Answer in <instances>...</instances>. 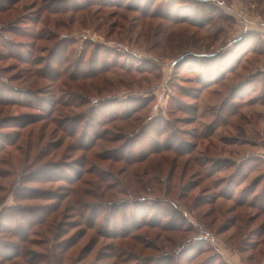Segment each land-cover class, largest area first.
I'll list each match as a JSON object with an SVG mask.
<instances>
[{"label": "rangeland", "instance_id": "rangeland-1", "mask_svg": "<svg viewBox=\"0 0 264 264\" xmlns=\"http://www.w3.org/2000/svg\"><path fill=\"white\" fill-rule=\"evenodd\" d=\"M185 4L195 8L180 10ZM0 5V171L9 173L0 177L1 244L33 250L49 264H74L90 241L79 264H264V94L257 82L237 89L262 66L256 52L240 66L230 52L242 49L234 40L243 32L256 31L259 14L264 19V0ZM222 63L229 64L226 76L213 84L221 73L205 74V66ZM169 146L178 155L165 151ZM43 149L47 155H38ZM150 149L162 152L130 169L150 170L141 197L130 199L138 185L116 161ZM26 152L32 167L24 171ZM164 156L174 160L172 176ZM87 170L97 175L85 176L94 178L85 192L99 174L104 181L87 200L125 203H103L91 216L67 211L70 181ZM196 200L211 205L197 207ZM175 205L176 226L192 231L169 230ZM189 239L203 243L178 255ZM60 245H73L66 257Z\"/></svg>", "mask_w": 264, "mask_h": 264}, {"label": "trees", "instance_id": "trees-1", "mask_svg": "<svg viewBox=\"0 0 264 264\" xmlns=\"http://www.w3.org/2000/svg\"><path fill=\"white\" fill-rule=\"evenodd\" d=\"M203 3L209 4L208 6L214 8V9L216 7V5L210 4V2H207V1L206 2L203 1ZM259 5H261L260 2H259V4L257 3V7ZM192 8H195V7L194 6H189L188 4H185L183 6V8H179V9L181 10V9H192ZM2 11H3V8L0 5V12H2ZM227 15L229 16V14H227ZM259 16H260V14H259ZM260 17H262V16H260ZM256 40H257V42H256L257 43V50H255V48L251 49V46L253 45V43ZM234 44L242 47V49H239L238 54L233 53L234 52L233 48H230V52H232V55H236L235 57L237 59L236 61H237V65L238 66H240L242 64V62H243L244 58L247 56V54H251V53L256 52L257 55H261V56L264 55V44L261 41V39L259 37V34L256 31H245V32H243L238 39L234 40ZM235 45H234V47H235ZM235 49H237V46H236ZM187 54H189V53H187ZM216 55H217L216 53L211 54L210 56H208L205 59V61L208 64L214 62L215 58L217 57ZM182 59H184L183 55L180 56L178 61H181ZM234 60H235V58H233L231 61H234ZM257 61H258V65H260L261 61H259L258 59H257ZM228 65H229L228 63H222L221 67H219V66L213 67V66H207L206 65L205 66V74L207 72H208V74H211V72L215 73V71H216V74H220L221 73V76L220 77L218 76L217 80L213 82V84L218 83L220 80H224V78L226 76V73H224V69H228L229 68ZM236 66L230 67V69H229L227 74L233 73L236 70ZM200 76H203V75L201 74ZM256 82H257V85L259 86V87L257 86V93H258L259 89H261L262 90V94H264V71H260V70H257V72L255 74H253L249 80H246L244 82L239 83L238 86H237V89L238 90H240V88H244L245 89V87H249L251 84L256 83ZM211 83L212 82H209L208 84H205V83L201 82V85L205 89V88H208L210 85H212ZM54 113H55V110H52L50 116L53 117ZM261 115L262 114L260 113V116ZM61 119L63 121L62 124H64V120L68 119V118L59 117V120H61ZM124 119L128 120V119H130V116H128L127 118H124ZM20 126H21L20 128H24L22 125H20ZM73 134L74 133L68 135L67 138H70V139L74 138L75 136H73ZM96 135L97 134H95V136ZM97 140H99V137H98ZM92 141H93V138H92ZM112 141H114V140H112ZM115 141H120V139L119 140H115ZM96 143H97V141H94V143L92 144V147H94L96 145ZM52 146L55 147L54 145H52ZM54 149H56L55 151H57L59 148H54ZM67 149L69 151H71V149H69L68 147H67ZM79 149L84 151V150H88L89 147H83V145L79 144ZM165 151H167L169 153L170 152L174 153V155H178V153H179L178 149L174 150V147H171V146L166 148ZM160 152H162V151H155L153 149H150V150L146 151L147 154L144 153V151L141 152V153H143V156H141V157H139L137 159L136 158H129V156H128L127 158H119L116 161L117 163H124L125 164L124 168L126 169V172L128 170L131 171V180L138 185L137 190L131 188L132 190L129 193V195L131 196L130 199H133L134 197L139 196V193H141V191H142V189H144L145 185L149 184V182H147V181L144 182L145 181L144 179H146L144 177L145 176L144 174L145 173L150 174V170L149 169L144 174L135 172V171L130 170V169L133 166H135V165L145 164L146 161L148 160L149 156H151L153 153L159 155ZM191 152H192V150H191ZM191 152L189 151V154ZM39 153L40 154H38V155H47L46 153H48V150L47 149H43ZM7 157L9 158L10 155H7ZM22 157L25 158L23 170L26 171L27 169H30L32 167L31 166L32 164L27 162V152L25 153V155H22ZM164 158H165V162L164 163H166V164L169 163V166H170V170H169L168 176H172L171 173L173 171V162H174V160L170 159L168 156H164ZM219 162L221 163V161H218L216 163H219ZM2 163L4 165H9V162L6 159H4V161H2ZM26 164H29V165H26ZM154 173L155 174H158V173L162 174L161 172L156 173L155 171L153 172V174ZM7 174H9V173L0 171V177L5 176ZM76 174H77L76 175V177H77L76 181L75 182L74 181H70V184H73V186L74 185L75 186L72 188L71 192L68 195L70 198L68 200V206L66 207L67 211H70V212H72L74 214H79L80 217H83L84 215H86V212L90 210V216H91L94 213V211H95L97 206H101V204H103V203L106 204V205H108L110 203L109 201H100V200L96 201L95 203H92L91 201L86 199V198H89L94 193L92 191L99 190L101 187H103V182L104 181H103V179H101L100 174H99V177L97 179V183L93 184L94 190H91L90 192H88V191L85 192V190H83V186L89 184V182L91 180H93L94 178H85V176L86 175H89V176L93 175V177H96L97 172L95 170H87V171H83V173L81 172V173H76ZM140 175H143V180L140 177ZM26 176H28V178H29L27 180L28 183L34 182L35 179H34V177H32V174L30 172H28L26 174ZM124 184L127 187H129V184H128V182L126 180L124 181ZM110 185H114V184H110ZM110 185H108V186L111 189L115 188V186H110ZM23 187H27V184H24ZM147 188H148V185H147ZM139 197H141V196H139ZM124 203L125 202H119V203L109 204V206L110 207L113 206L114 208H117L118 206H121ZM194 203H195V205H197V207H201L203 205H211L208 202H201V201L199 202L198 200H196ZM212 204H214V201H213ZM175 207L176 208H175L174 212H172V214L168 215L169 219L167 221H168L169 224H167V226L171 225V224H174V227L170 228L169 230H172V231L178 232V233H182V231L183 232L192 231V229H189L188 226H181V225L176 226L175 221L177 223H178V221H177V217L175 218L174 215H175V213L179 214V212H177L178 208H177L176 205H175ZM3 214H4V211H2L0 213V220H1L2 217H4ZM47 221H48V219H47ZM161 223H159V225H158L159 227L162 226ZM3 227H4V225H3ZM163 227H165V226H163ZM185 227H187V228H185ZM90 228H94V227L89 225V229ZM166 228H168V227H166ZM0 229H1V225H0ZM6 229L8 231L7 227H6ZM0 233H1V230H0ZM13 237L15 239H19L20 242H27L28 241L27 239H24V237H22L21 235L18 236V233L17 234L16 233L13 234ZM112 238H119V236L115 234V236L112 237ZM91 243H92V245L95 244V242L93 243L92 241H90V244H88L85 247V249L83 250V252L80 255H78V257L76 258L77 260L74 261V264H79L80 261H84L86 259L85 258V257H87L86 254H88L91 251V249H90L91 248ZM200 243H203V239H201V242H199L198 239L196 241L193 240V239H189L188 243L186 245H183V246H185L184 248L181 249L182 246L179 247L180 250L178 251V255L182 254L183 252H185L187 247L189 249H191V250H194L195 247L200 246ZM56 247H58L57 248L58 251H61L62 254H63V257H64L66 254H68L69 250L73 247V245L72 246H67V247H62L60 245V246H56ZM120 248L122 249L123 247L120 246ZM198 252H200V251H198ZM197 253L192 255V256H190L189 257V261H191V260L193 261V259L197 258V255H198ZM37 256L38 255L36 253H34L33 250H28L26 252H23V247H21L20 245L18 246V245H15L14 243H11V242L5 243L3 241H2V244H1V240H0V264H9V263L10 264H12V263L13 264H42V263L43 264H49V263H45L44 261H38L37 260ZM121 256H122V254L118 255L119 258H122ZM19 259L22 260V263H19V261H21ZM69 259H71V258H69ZM168 259L171 260L172 257H169ZM158 260H160V261H158L157 264H160V262H162V260L160 258ZM121 262L123 263L125 261L121 260ZM71 263L73 264L72 261L69 264H71ZM209 263H210V259L206 260V262L204 264H209Z\"/></svg>", "mask_w": 264, "mask_h": 264}, {"label": "crops", "instance_id": "crops-1", "mask_svg": "<svg viewBox=\"0 0 264 264\" xmlns=\"http://www.w3.org/2000/svg\"><path fill=\"white\" fill-rule=\"evenodd\" d=\"M255 29L257 31V33L259 34V37L261 39V41L264 44V19L260 16H257V26H255ZM257 59L259 61H261V69L260 71H264V55H257Z\"/></svg>", "mask_w": 264, "mask_h": 264}, {"label": "built area", "instance_id": "built-area-1", "mask_svg": "<svg viewBox=\"0 0 264 264\" xmlns=\"http://www.w3.org/2000/svg\"><path fill=\"white\" fill-rule=\"evenodd\" d=\"M242 14H244V13H242ZM241 17H243V19H246V16H245V14L243 15V16H241ZM244 22V21H243Z\"/></svg>", "mask_w": 264, "mask_h": 264}]
</instances>
